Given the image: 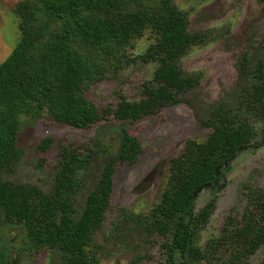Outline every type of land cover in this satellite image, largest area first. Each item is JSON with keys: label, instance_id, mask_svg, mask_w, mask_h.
I'll return each mask as SVG.
<instances>
[{"label": "trees", "instance_id": "1", "mask_svg": "<svg viewBox=\"0 0 264 264\" xmlns=\"http://www.w3.org/2000/svg\"><path fill=\"white\" fill-rule=\"evenodd\" d=\"M15 13L21 38L0 65V226H24L33 249L61 251L65 264H95L85 247L111 204L117 168L139 161L140 140L122 130L115 152L100 151V157L107 160L79 213L76 198L99 160L90 147L62 146V165L52 194L2 183L5 170L20 158L16 145L21 119L45 115L60 124L89 129L111 117L135 122L158 114L176 102L177 92L198 84V77L186 74L180 61L192 47L206 42L208 35L190 34L188 16L174 0H22ZM147 32L155 43L131 58L129 49ZM137 59L157 62L154 79L161 86L146 88V98L139 103L123 100L116 109L101 111L85 92ZM251 60L248 54L240 60L239 95L234 104L219 105L203 122L212 130L207 139L188 140L172 161L169 188L152 210L159 218V233L171 234L161 264H215L214 251L229 245L235 252L221 264L243 262L259 248L264 264V189L246 220L239 225L230 219L221 238L207 251L198 247L197 234L215 211L216 199L198 213L196 199L189 201L202 186L219 188L233 159L260 146L251 119L263 122L264 142V61L252 68ZM51 143L48 138L40 148L47 150ZM219 166L224 167L217 176ZM145 219L138 217L137 225L144 228ZM0 264L8 262L1 257Z\"/></svg>", "mask_w": 264, "mask_h": 264}, {"label": "rangeland", "instance_id": "2", "mask_svg": "<svg viewBox=\"0 0 264 264\" xmlns=\"http://www.w3.org/2000/svg\"><path fill=\"white\" fill-rule=\"evenodd\" d=\"M20 1L0 0V65L21 38L19 18L15 13ZM174 4L187 14L190 34L208 35L206 42L192 47L180 61L186 74L198 77L196 86L177 92L176 102H171L160 113L135 122L111 117L89 129H79L45 115L36 119L25 115L16 145L20 158L2 175L4 185L37 188L52 194L62 165V146L90 147L99 160L76 198L75 207L80 213L107 160L105 156L100 157V151L115 152L114 144L122 130L137 137L143 153L135 165L117 168L111 204L85 247L88 258L95 264L164 262L165 246L171 234L159 233V218L152 210L169 188L172 161L181 154L188 140L204 142L207 139L212 130L203 122L219 105L234 104L239 95V64L243 55L252 58V68L264 61V0H174ZM154 43V36L147 32L134 42L128 54L137 58ZM157 66L156 61L137 59L123 65L114 76L93 85L85 94L101 111L108 107L116 109L123 100L139 103L146 98V88L161 86L154 79ZM251 120L258 131L256 141L260 146L236 157L223 172L219 188L204 190L194 203L198 213L216 199L215 211L197 234V245L204 251L221 238L230 219L239 225L246 220L255 208L257 195L264 189L263 122ZM48 138L52 143L47 150H42L40 145ZM138 217L148 218L144 228L137 225ZM235 249L230 245L217 249L213 262L230 261ZM1 257L8 264L66 263L61 251L33 249L25 227L17 224L0 226V262ZM262 260L263 250L259 248L238 264H261Z\"/></svg>", "mask_w": 264, "mask_h": 264}, {"label": "water", "instance_id": "3", "mask_svg": "<svg viewBox=\"0 0 264 264\" xmlns=\"http://www.w3.org/2000/svg\"><path fill=\"white\" fill-rule=\"evenodd\" d=\"M235 159V158H234ZM233 159V160H234ZM229 165V163L227 162V163H225V167H227ZM224 166H219L218 168H217V170H216V175L217 176H220L221 175V170H222V168L224 167ZM211 187V185H207V186H202V187H200V188H198L194 193H193V195L189 198V201H191V200H193V199H197L198 198V196L204 191V190H206L207 188H210ZM222 187H224V185H222L221 186V188Z\"/></svg>", "mask_w": 264, "mask_h": 264}]
</instances>
